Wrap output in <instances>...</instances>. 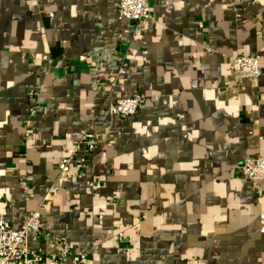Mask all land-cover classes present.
<instances>
[{"label":"crops","instance_id":"1","mask_svg":"<svg viewBox=\"0 0 264 264\" xmlns=\"http://www.w3.org/2000/svg\"><path fill=\"white\" fill-rule=\"evenodd\" d=\"M118 1L0 0L4 218L19 228L38 209L29 244L64 240L85 264H264V180L237 168L264 158V0H152L135 36ZM241 54L259 56V77L238 80ZM137 93L135 114L109 113ZM86 131L89 167L41 204Z\"/></svg>","mask_w":264,"mask_h":264},{"label":"built area","instance_id":"2","mask_svg":"<svg viewBox=\"0 0 264 264\" xmlns=\"http://www.w3.org/2000/svg\"><path fill=\"white\" fill-rule=\"evenodd\" d=\"M152 0H119L117 3V15L120 19H126L133 24V36L139 34L149 19V9ZM199 27L203 23H198ZM207 52L210 50L206 49ZM130 54V48L127 45L120 53L117 70L108 76V85L113 91L117 85V78L124 74L127 69V58ZM61 61L57 62L60 65ZM236 66V75L238 79L257 78L262 74L259 64V56L237 55L234 57ZM30 96H36L34 89L29 90ZM144 96L140 93L129 97L117 98L112 105L108 107L110 114L122 117L130 116L136 113L141 105ZM35 113V107H29V115ZM26 138L31 135L26 133ZM35 137V136H34ZM97 148V140L94 135L86 131L80 138L66 150V154L61 157L56 164V175L48 185L43 194L41 204H50L58 193V182L63 180L68 171L73 168L80 173L85 172L90 165V159L93 151ZM239 175L249 181L264 180V158L257 155L246 158L238 167ZM87 185L92 186V181H87ZM40 213L39 210H33L26 214L23 224L19 228H13L4 218L1 210L0 201V264H85L87 254L75 251L66 241H58L52 251H46L40 246H31L29 244V235L40 233ZM121 235L119 240L121 241Z\"/></svg>","mask_w":264,"mask_h":264},{"label":"rangeland","instance_id":"3","mask_svg":"<svg viewBox=\"0 0 264 264\" xmlns=\"http://www.w3.org/2000/svg\"><path fill=\"white\" fill-rule=\"evenodd\" d=\"M238 78V77H237ZM247 79V78H246ZM238 80H242V79H238ZM242 178V177H241ZM257 182V181H256Z\"/></svg>","mask_w":264,"mask_h":264}]
</instances>
